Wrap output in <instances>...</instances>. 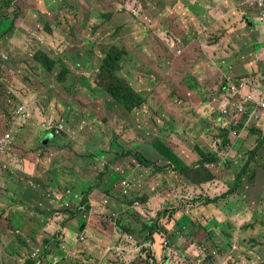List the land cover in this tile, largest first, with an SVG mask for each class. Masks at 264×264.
I'll return each instance as SVG.
<instances>
[{
	"label": "rangeland",
	"instance_id": "obj_1",
	"mask_svg": "<svg viewBox=\"0 0 264 264\" xmlns=\"http://www.w3.org/2000/svg\"><path fill=\"white\" fill-rule=\"evenodd\" d=\"M258 3V0H1L0 36H3L0 47L7 52V61L0 86V132L4 130L11 134L15 152L3 156L6 162L0 160V239L10 240L0 241V264H29L27 258L38 260L39 255L45 259H39L37 264L45 261L51 264H101L121 237L117 220L127 226L133 225L137 232L141 228L138 218L156 219L168 201L178 205L183 198L189 203L183 204L190 207L181 206L178 213L197 210L188 213L194 220L196 234L190 233L188 228L187 231L175 229L169 232L167 229L171 226H166L169 222L163 219L159 234L166 236L168 250L161 255L158 249L150 247L136 252V245L124 246V250L133 254L129 258L135 259L131 264H154L156 261L159 264H186L188 261V264H249L244 256L237 254L235 241L241 238L246 247L255 245L249 243L258 235L251 213L235 212L226 217L216 209L222 203H232L234 197L229 191L236 183L237 173L248 161L254 163L256 171L252 184H264V122L258 124L260 128L253 129L235 127L232 123L231 135L225 141L221 128L224 120L220 113L228 102L222 91L228 84L243 81L249 88L238 89L254 93L251 83L264 81V78L254 72L238 75L245 73L239 71L244 66H239L241 61L232 62V66L226 68V60L207 63L202 53L211 58L210 47L213 45L235 52L239 44L237 37L244 45L242 50L249 53L253 38L248 40L246 34L258 33V30L264 32V26L257 25L255 20L258 17L260 23H264V4ZM231 4L234 5L232 8ZM19 16L26 20H18ZM28 26L30 30L26 28ZM117 28H124L130 35L121 38ZM263 46L260 43L254 45L257 54L260 52L255 56L260 75H264ZM114 48L124 54L118 62L119 75L133 89L129 95L142 105L131 113L123 111L117 104L112 108L99 105L104 96L113 102L104 89L108 74L101 73L100 68L102 60ZM35 58L41 62H35ZM83 81H88L98 93L92 98L94 111L89 108L90 97H87L84 99L85 113L78 117L74 113ZM9 89L11 93L7 95ZM230 97L239 99L235 94ZM17 106H21L27 116V121L20 126H14V121H10L12 110ZM45 120L61 121L65 136L57 140H64L63 146L41 148L40 124L44 121L47 128ZM16 122L21 124L22 119L17 118ZM168 123H173L176 132L170 131L171 126H166ZM138 140L150 146L167 142L192 169L198 167L196 163L202 159V149L208 157L216 158L205 165L214 178L201 184L197 177L205 174L199 165V174L194 175L198 184L191 185L189 190L182 184L173 186L168 177L155 183L153 167L147 168L136 159L141 153L153 160L154 153L136 144ZM118 141L120 146L116 148L112 143ZM213 141L218 144L213 146ZM257 145L260 149L252 158L251 151ZM66 146H71V154H64V160L78 164L90 157L85 172L92 177L86 183H96L92 181H96L99 174L106 180L104 165L111 162L110 166L116 164L121 170L117 182L127 181L130 189L126 196L128 200H120L113 208L109 207L111 214L98 213L101 217L92 220L90 232L81 241L77 239L76 228L66 226L64 230L58 227L57 223L63 219L62 212L50 215L45 209L48 203L43 193V205L41 210L34 208L36 211L33 207L37 203L27 195L29 188L37 191L39 181L45 177L44 181L48 180L46 173ZM99 150L106 154L99 156ZM28 164L35 167L32 174L37 177L32 180L34 187H29L25 179ZM174 174L176 172L170 175ZM246 176L247 173L240 180L244 186L237 189V193L247 206L260 207L262 195L256 191L259 187L249 185L251 175L245 179ZM50 177L53 180L55 175L52 173ZM61 180L48 185L50 195L62 193L64 180ZM140 188L154 197L144 206L137 202ZM167 189L169 192L163 194ZM68 202L69 199L65 203ZM53 207L50 208L55 210ZM63 211L68 213L72 209ZM113 214L115 220L105 218ZM101 221L113 225L114 235H119L117 239L107 238L108 233L102 232L99 226ZM201 223L203 226L200 227ZM53 234H57V238H53ZM194 241H204L205 249L215 250L216 258L207 255L205 262H201L203 257L191 259L189 254L195 248ZM95 248L96 255L92 257L87 252ZM129 258H122L121 264H130ZM106 264L112 262L106 260Z\"/></svg>",
	"mask_w": 264,
	"mask_h": 264
},
{
	"label": "trees",
	"instance_id": "obj_2",
	"mask_svg": "<svg viewBox=\"0 0 264 264\" xmlns=\"http://www.w3.org/2000/svg\"><path fill=\"white\" fill-rule=\"evenodd\" d=\"M170 16H172V13L170 14ZM118 33L121 34V38H125L128 37L130 34L129 33H125L124 28H117ZM3 36V35H2ZM0 36V37H2ZM201 47L204 48L203 44L200 42ZM214 46V45H213ZM213 46H211V53H213L212 57L209 58L207 57L206 53H202L205 55L206 57V62L207 63H211L210 60H217L220 62V60L218 59V54L221 52V50L214 48ZM3 50V48L0 47V52ZM111 52V53H110ZM106 58L103 59L102 61V65L100 68L101 73H107L108 74V84H105L106 88L105 92L110 96L111 100L114 102H111L110 100L108 101V99L104 96V99L99 103V105H105L106 107L112 108L114 106L119 105L123 111L127 112V113H131L133 111H135L136 109H139L142 105L140 104L139 100H135L134 98H132L129 93L133 90L130 88L129 83H127L126 81H124L120 75V66H119V59H123V51H121L118 48H114L112 51H110ZM113 53V54H112ZM35 62L40 63L41 61L37 58L34 59ZM205 60H203L202 62H204ZM200 64V63H199ZM88 81H83L82 84L84 85L82 87L81 90V94L78 98V102L75 106V113L74 116H82L85 113V107H84V99L87 97H90V105L89 108L94 111L95 109V101L92 99L93 95H96V90L88 85ZM1 89V87H0ZM227 88L225 87L222 91H226ZM123 91H126L128 93H123ZM98 93V92H97ZM5 93H1V95H3ZM101 96L103 97V94L101 93ZM227 109L229 112H227L226 114L223 115H227L224 118V125L227 126L229 124V122H231L232 120H235V127L238 126H242L245 128H249V129H253L256 128L258 126L259 123L264 122V117L263 116H259V119H256L254 117L250 118L247 115H243V116H239V114H243V113H236L233 114V106L231 105H227ZM245 109L247 110L246 113H251L253 111V108H250L248 105H245ZM77 110V111H76ZM260 113L261 110H257L256 113ZM107 113V110L105 111V114ZM2 114V111H0V115ZM237 115V116H236ZM76 118V117H74ZM61 124V121H59ZM166 126H171L170 131H174L176 132L175 128L172 127L174 126L173 123H168ZM230 127L231 125H228L226 128H224L223 130V140L226 141V137L231 133H230ZM259 128V127H257ZM53 130V129H52ZM51 130V131H52ZM221 133L222 130L220 129ZM242 131V130H241ZM240 131V132H241ZM7 132V131H2L0 132V138L2 137V135ZM63 131L61 130V132H59V135L56 136L52 133L53 135V140L50 141L49 143H47V145H42L41 144V140H40V144H41V148L42 149H47L48 147L52 146V145H60L63 146L64 144V140L60 141L57 140L60 136L63 137ZM176 134V133H175ZM67 142V140H66ZM142 141L138 140L135 143L139 144L141 147L144 148V150H146L148 152L151 151L152 153H154L153 155V160H149L147 159L144 155V158L147 160V162L149 163V165L145 166L147 168L153 167L152 168V178H153V182L158 183L159 179H162L163 177H168V181H170L172 183L173 186H180L181 184L185 186V188L194 186L195 184H198V181L196 178H194V175L199 174L198 172V167L200 165V168L202 169L203 173L205 174V176L202 174L199 177H197L201 182V184L207 183L210 179L214 178V175L210 172H208L209 170L207 168H205V165L209 164L212 161H214L216 158L212 157V156H207L204 151L201 149V154H202V159L197 161L196 164H198V167L195 168H191L188 165H186L179 157L178 155L173 151V149H171L168 145L167 142L165 141H161L158 143L153 144L152 146L146 144V143H142ZM211 144L213 146H216L218 144H215V142L213 141V143L211 142ZM113 146H115L116 148H118L120 146V142L118 141L117 144L116 143H112ZM90 145H88L89 147ZM14 147L15 144L12 141V137L11 140L9 141V143H7L6 145H1L0 144V160L2 159L3 162H6L4 160V155L5 154H10L14 153ZM70 148L71 146H66L64 150L60 151V153L57 155V159L55 160V163L53 164V166H50L49 171L46 173L47 179L46 181H44L46 179H43L41 181H39L40 183V187H38L37 191H32L31 188H29V190L27 191V195L31 196L33 198V203H37V206L33 207V210L36 211L34 208H39V210H41L40 206L43 205V202H41V194H44V198L46 199V202L48 203V205L45 207V209L48 211V213L51 215L53 213L56 212H62V217L63 219L61 221H59L57 223L59 228H62L65 230L66 226H70L73 224H70L71 220H75V219H79L82 218L85 221H82V224L85 226L84 229L81 230V226L78 227L77 230V239L80 240V238L84 239V236L86 238V234H88L90 232V227L92 225V220L100 217L99 214L94 213L92 215L91 218V224H87L88 222V214H89V210L92 206H96V205H100L103 209H105V212L103 214H111V210H110V206L113 208V203H110V186L108 184V181L105 180L103 178L102 175H98L96 176V181H92V182H96V183H92L89 184L86 183L87 181H89V178L92 177V175L87 174L85 171L88 169L89 167V159L90 157L82 160V161H78V164H75L73 161H68V160H64L63 159V155H69L71 154L70 152ZM260 149V146L257 145L255 147L254 150L251 151V156L253 158V156L257 153V151ZM39 157V156H38ZM31 161V160H30ZM251 161V160H250ZM250 161L243 167V169L236 175V183L234 185V187H232L230 189V194H235V192H239L237 191V189L241 188L244 186V183H241L240 180L242 179V177L244 176V174H246L249 170V166H250ZM92 164V162H91ZM34 170L35 167H33V165L28 164L27 169L25 170L24 174H26L27 176H25V179L27 181V183H29V187H31L32 185V180L34 178H37L36 175L35 177H33L32 174H34ZM172 172H176V174L174 175H170ZM55 175L54 179L52 180V178L50 177V174ZM69 176V177H68ZM61 178H63L64 180V185L63 183L61 184L62 187V193L61 191H59V193H56L55 195H50L49 191H48V185L51 183L52 185L55 183V181L57 182H62ZM120 176L118 174H113L111 175V180L112 182L114 180L119 179ZM254 179V178H253ZM91 180V179H90ZM182 180V181H181ZM253 180L250 181L249 185H254L255 188H257V183L255 182L254 184ZM187 186V187H186ZM193 188V187H192ZM170 189H167L165 191H163V194L165 192H169ZM264 192V184L261 185V193ZM96 197H100L98 200H95ZM152 196L151 195H147L145 196L144 199H141L139 201V205L140 206H144L146 205L150 200H151ZM69 199V204H67L66 207L62 206V204L64 202H66ZM232 203H222L221 205H219L216 209V211L218 213L223 214L226 217L229 216H233L235 214V212L238 210V206L234 201H231ZM189 204L185 201V198H183L182 200H180V203L178 205H176L173 202L168 201V205H164V207H166L163 212H158L157 214V218L156 219H139L138 223H141V228L138 229V231L136 232V230L133 228V225L127 226L124 225L123 222L119 223V220H117V225L118 227V231L120 233L123 232V234H127L128 236H132L133 239H135V242L138 246L144 247V243L147 242H151V244H153V247L155 249H158V245H160V254L163 255L165 253V243L167 242L166 240V236L162 235L160 236L159 232H161V229L163 227L160 226V222L163 219H166L167 223L166 226H168L170 224L171 227H169L167 230L169 232L171 231H175L176 230H180L182 231H188L190 233L196 234L194 231V225H193V218H191L188 213H195L197 212L196 209H191V210H187V212H181L178 213V211L180 210L181 206H187L190 207V205H184V204ZM208 203V202H206ZM54 206L53 208L55 210H52L50 207ZM66 208H70L72 209V212H68L65 213L63 211V209ZM81 208H85L84 211ZM27 210V209H26ZM38 210V211H39ZM25 212V211H24ZM178 213V214H177ZM181 214V215H180ZM48 215V214H45ZM178 215V216H177ZM111 215H108V217H110ZM80 220V219H79ZM262 222L258 223L257 220H253L254 223L257 226V230H258V235L254 236L258 241L257 244L255 245H248L249 250L250 248H255L257 250V253L259 254H264V235L262 234V231H264V213L262 215ZM121 221V220H120ZM74 223V222H73ZM136 225V224H134ZM174 225V226H172ZM102 228V232L107 233V228H108V224L104 221H101L100 225ZM191 226V227H190ZM203 226L202 223L200 225V227ZM80 228V229H79ZM98 232V231H97ZM167 231L164 233L166 234ZM104 234H97V236H102ZM109 235V233H108ZM107 235V236H108ZM136 235V237H134ZM180 235V234H179ZM173 237H176V233H173ZM53 238H57V234H53ZM0 241L4 242H9L10 240L5 239H0ZM33 241V239H32ZM81 241V240H80ZM119 240V244H120ZM259 241H261L259 243ZM49 242H46L45 244H48ZM195 243V248L192 250V252L189 254V257H191V259L194 257V259L197 258H201L203 257L201 262H205L207 260V255L208 257L213 256L212 255V250H207L205 249L206 245L204 243V241H194ZM121 245V244H120ZM210 246H213V243H211ZM209 247V246H208ZM169 248V247H168ZM167 248V250H168ZM211 248V247H209ZM122 252H125V250L122 248L121 250ZM256 252V251H255ZM90 254V256H95L96 255V248L93 249V251L91 252H87ZM56 254V253H55ZM117 254H119L118 249H116L115 247L110 250L106 255H105V259H102L100 262L101 264H106V260L112 262V264H121V262L119 261V259L117 258ZM57 255V254H56ZM127 255V253L125 254V256ZM58 256H60L58 254ZM185 256V255H183ZM214 257V256H213ZM38 260H44V257H41L40 255L37 257ZM206 258V260H204ZM38 260H29L28 258L26 259V261H28L29 264H37ZM248 261L249 258H248ZM261 264H264V259L260 260ZM134 262V261H132ZM131 262V263H132ZM130 263V264H131ZM189 261L186 263L188 264ZM39 264H51L50 262H39ZM151 264V263H150ZM156 264V262L154 263ZM250 264V263H249Z\"/></svg>",
	"mask_w": 264,
	"mask_h": 264
},
{
	"label": "crops",
	"instance_id": "obj_3",
	"mask_svg": "<svg viewBox=\"0 0 264 264\" xmlns=\"http://www.w3.org/2000/svg\"><path fill=\"white\" fill-rule=\"evenodd\" d=\"M0 5H2L1 4V0H0ZM234 5L233 4H231V8L233 7ZM258 8V7H257ZM24 13H26L27 14V9L26 8H24ZM43 13V12H42ZM31 17H32V15H30ZM18 20H26V19H24L22 16H19L18 17ZM256 22H257V25H263L264 26V23H260V21H259V19H258V17H256ZM29 27L30 26H28V27H26L28 30H30L29 29ZM258 30V29H257ZM246 37H247V39L249 40L250 38H253V45H252V47H251V50L249 51V53H246V52H244L242 49H243V46L244 45H241V39H240V37H237V40L239 41V44L237 45V47H236V51L235 52H233V51H231V50H227V49H219V50H221V52L218 54V59L220 60V61H224V60H226L225 61V64H224V68H226V67H230V66H232V62H235L236 64L238 63V62H240L241 61V63H239V66L240 65H242V64H244V66L239 70V71H244L245 73H240V74H238V75H242V74H247V73H249V72H254V73H256L258 76H262L263 78H264V75H260V73L258 72V66H256V58H255V56H259L260 55V52L257 54V51H255V47H254V45H256V44H258V43H260V44H264V32H260V30H258V33H255V32H253V33H247L246 34ZM264 47V46H263ZM228 60L229 61H231V62H228ZM243 60H245V61H243ZM235 66V65H234ZM255 69V70H254ZM219 70V69H218ZM259 70H261V69H259ZM220 74L221 75H223L222 74V72H220ZM243 79V78H242ZM232 81V80H231ZM251 86H252V89H253V91H254V93H256L255 94V97H257L258 99H261V100H264V81H254V82H252L251 83ZM226 107V106H225ZM259 127V126H258ZM260 128V127H259ZM248 134V133H247ZM233 153H235L234 151H232ZM257 156V155H256ZM255 156V157H256ZM249 162V161H248ZM247 162V163H248ZM253 165H254V163L253 162H251L250 163V166H249V170H248V172H247V176L245 177V179L249 176V175H251V180H253V178L255 177V175H256V171H255V169H254V167H253ZM238 174V173H237ZM244 179V178H243ZM250 180V181H251ZM249 181V182H250ZM247 182V181H246ZM257 183V186L259 187L256 191L258 192V194H259V196L260 195H262V197H261V206L260 207H257V208H255L253 205H251V206H247L246 205V203L244 202V200H243V197L239 194V193H237V192H235V194H233V197H234V199H233V201L237 204V206H238V210L236 211V213L237 214H246V213H251V219H253V220H257L258 221V223H259V225H260V223L262 222V215H263V213H264V192L263 193H261V185L263 184V183H261V182H256ZM254 190V189H253ZM255 191V190H254ZM129 193H126V194H119V195H112V194H110V198H109V200H110V203H113V205H115L116 203H118L120 200H128V197H126L127 195H128ZM100 197H96L95 198V200H98ZM81 209H83V211H84V209L85 208H81ZM92 209H94L93 210V212L91 213V210ZM102 209V210H101ZM89 212L91 213V214H89L90 216H89V220H88V222L87 223H89V224H91V218H92V215L94 214V213H96V214H98V213H101V214H103L105 211H104V209L100 206V205H96V206H92L91 208H90V210H89ZM100 217H101V215H99ZM106 219H110L111 221H112V219L113 220H115V218H113V215L112 216H110V217H105ZM80 219V220H79ZM79 219H73V220H71L70 221V224H73V225H70V226H72L73 228H76L77 230H78V227H80L81 226V230L83 229V224H82V222H81V220L82 221H85L84 219H82V218H79ZM74 222V223H73ZM120 222H122V221H120L119 220V223ZM124 224V223H123ZM261 226V225H260ZM264 228V227H263ZM80 229V228H79ZM113 230H115L114 229V227H113V225L111 224V225H109L108 226V229H107V233H109V235L107 236V238H109V239H113V238H115V239H117V237L119 236L118 234L117 235H114L115 234V232L116 231H113ZM121 234V237H120V239L119 240H121L120 241V244H119V240H118V242H116L115 244H114V247L116 248V249H118L119 250V248H121L122 249V247H124V246H127V245H132L133 244V242H134V239H133V237L132 236H128L127 234H123V232L122 233H120ZM124 237V239H123V237ZM254 237V236H253ZM257 239L254 237V241H250L249 243L250 244H256L257 243ZM261 241H259V243H260ZM146 244H149V242H147ZM110 245H112V244H110ZM236 245H238V247H237V249H238V251H237V254L238 255H240V256H244L245 257V259H247L248 260V258H249V260L250 261H248L250 264H261L260 262V260H262V259H264V254H259V253H257V250L255 249V248H250V250H249V248L248 247H246V244H245V242H244V239H241L240 238V240H236L235 241V246ZM159 247H158V250L160 249V245H158ZM114 247H112V248H114ZM124 249V248H123ZM236 248H235V250H237ZM93 251V250H92ZM160 251V250H159ZM256 251V252H255ZM127 253V255L125 256V254ZM167 254V253H166ZM130 255H133L132 253H130V250H125V252H124V258H129L130 257ZM94 256V255H93ZM92 256V257H93ZM216 258V257H215ZM260 258V260H258ZM133 261V258H129V263H131Z\"/></svg>",
	"mask_w": 264,
	"mask_h": 264
},
{
	"label": "clouds",
	"instance_id": "obj_4",
	"mask_svg": "<svg viewBox=\"0 0 264 264\" xmlns=\"http://www.w3.org/2000/svg\"><path fill=\"white\" fill-rule=\"evenodd\" d=\"M258 5H260L259 3H258ZM261 6V5H260ZM5 35V34H4ZM182 51L180 50V53H181ZM5 53H7V52H5V51H1L0 52V86H1V83H2V74H3V69L5 68V64H6V61H7V58H6V55H5ZM211 62H213L214 60H210ZM232 86H235L236 87V89H238L239 87H243V88H249V85L248 84H245V83H243V81H234V85H231V84H228V87H227V90L224 92V96H225V100H227L228 102H227V105H230V103H233V102H236L237 103V105H231V106H233V114H236L237 113V107H238V105H247L246 103H248V102H246L245 103V101L243 100V99H241V97H240V95L239 94H237V93H235V92H232L231 91V87ZM229 87H230V89H229ZM238 90H240L241 92H242V95L243 96H245V97H247V96H252V98H253V100H255V101H259V100H261V99H258L257 97H255V93H250L248 90H245V89H238ZM11 93V90L9 89L8 91H7V95H9ZM231 94H235V95H238V97H239V99H238V101H236L235 100V98H231L230 96H231ZM220 96H221V94H220ZM228 97H230V98H228ZM220 101H221V98H220ZM264 101V100H263ZM220 103V102H219ZM227 105H226V107L224 108V111H226V113L227 112H229L228 111V109H227ZM245 108V107H244ZM246 110V109H245ZM224 111H223V113H220V115L222 116L223 114H226V113H224ZM247 111V110H246ZM227 115H223V117H226ZM237 116V115H236ZM17 118H21L22 119V123L21 124H18L17 122H16V119ZM223 120H224V118H223ZM10 121H14V126H20V125H23L26 121H27V116L25 115V113L23 112V110H22V107L21 106H17V107H15V108H13V110H12V113H11V117H10ZM45 122H46V124H47V128L43 125L44 124V121H42L41 122V124H40V128H41V132L43 133V137L40 139L41 140V144L42 145H47V143H49L50 141H52L53 140V135H52V133L54 134V135H56V136H58L59 135V132H61V130H62V128H61V124H60V122H58V121H55V123H52L51 121H46L45 120ZM232 123H234V125L236 124L235 122H234V120H232L231 122H229V124L228 125H232ZM227 125V126H228ZM227 126H225V125H223V126H221V128H226ZM53 129V130H52ZM52 130V131H51ZM6 135H8L10 138H9V140L6 142V143H2V140L4 139V136H6ZM11 134L9 133V132H5L3 135H2V137L0 138V144L1 145H6L7 143H9V141L11 140ZM40 140H39V142H40ZM98 153H99V156H104L105 154H106V152L104 151V150H99L98 151ZM134 155L136 154V153H133ZM137 156V161L139 162V161H141V162H139V164H141V165H143V166H147V165H149V163L147 162V160L144 158V156H143V154H141V153H139V154H137L136 155ZM95 160H97V158H94ZM110 164H111V162H108V163H106L105 165H104V167H105V169H106V171L104 172V174L106 175V180L108 181V184H109V186H110V194H112V195H119V194H126V193H129V191H130V189L128 188V183H127V181H123V183H118L117 181H118V179L117 180H114L113 182H112V180H111V175H113V174H118L119 176H120V174H119V172H121V170L120 169H118L115 165L116 164H114V165H112V166H110ZM132 167H135V165L134 164H132ZM30 186V185H29ZM34 187V185H31V187ZM148 191H146L145 189H143V188H140V191H139V198L137 199V202H138V204H139V201L141 200V199H144L145 198V196H147V195H150V193H147ZM55 195V194H54ZM154 197H152L151 199H153ZM137 202H135V203H137ZM134 203V204H135ZM62 206H64V207H66L67 206V204L64 202L63 204H62ZM93 210L94 209H92L91 210V213L93 212ZM90 212H89V214H91ZM116 216H115V214H113V218H115ZM87 224H89V223H87ZM90 225V224H89ZM84 227L85 226H83V229H84ZM81 240H84L83 238H80ZM133 245H136V252L137 251H139L140 249L141 250H143V247H140V246H138L137 244H136V242L134 241L133 242ZM144 247H150L152 250H156L154 247H153V245H151V242H149V244H146V243H144V245H143ZM153 247V248H152ZM165 248H166V250H167V246L165 245L164 246ZM113 248H110V250H112ZM120 250H122V249H120ZM119 251V250H118ZM212 255L214 256V258H215V256H216V253H215V250H213L212 251ZM140 256V255H139ZM117 258L119 259V261L120 262H122V258H124V252H122L121 251V254L119 253V254H117ZM167 258H168V256H167ZM133 261H135V259H133ZM156 264H159L158 263V261H156Z\"/></svg>",
	"mask_w": 264,
	"mask_h": 264
},
{
	"label": "built area",
	"instance_id": "obj_5",
	"mask_svg": "<svg viewBox=\"0 0 264 264\" xmlns=\"http://www.w3.org/2000/svg\"><path fill=\"white\" fill-rule=\"evenodd\" d=\"M258 1H259L260 5L264 4V2L262 0H258ZM231 91L239 94L241 99H243L245 101V103L248 102L246 104L250 108H253V111L251 113H246V110L244 108L245 106L244 105H238L237 112L243 113V114H239V116L247 115L250 118L254 117L256 119H259L260 118L259 116L264 115V101L263 100L255 101V100H253L252 96L245 97L242 95V92L240 90L236 89L235 86L231 87ZM257 110H261V112L256 113ZM224 113H226V111H224ZM234 122H235V120H234ZM9 138L10 137L8 135L4 136L2 143H6L9 140Z\"/></svg>",
	"mask_w": 264,
	"mask_h": 264
}]
</instances>
